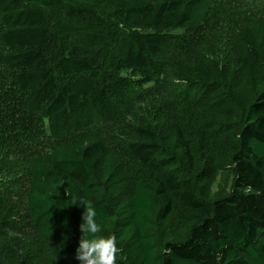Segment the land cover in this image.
<instances>
[{"label":"trees","instance_id":"obj_1","mask_svg":"<svg viewBox=\"0 0 264 264\" xmlns=\"http://www.w3.org/2000/svg\"><path fill=\"white\" fill-rule=\"evenodd\" d=\"M97 1L116 9L124 40L87 1L0 0V173L29 175L31 226L62 248L49 264H80V200L93 202L98 235L116 237L117 264H264V0ZM223 31L219 72L199 59ZM179 57L211 116L198 132L180 124L162 138L168 119H145L126 134L122 161L108 134L72 142L118 122ZM17 148L20 168L8 157ZM230 169L233 189L216 199ZM51 173L69 180L66 192ZM11 192H0V264H43L23 250Z\"/></svg>","mask_w":264,"mask_h":264},{"label":"rangeland","instance_id":"obj_2","mask_svg":"<svg viewBox=\"0 0 264 264\" xmlns=\"http://www.w3.org/2000/svg\"><path fill=\"white\" fill-rule=\"evenodd\" d=\"M83 1L93 4L97 8L99 15L103 17L106 22L114 26L119 35V40H124L128 28L116 15L115 8L97 0ZM208 40L210 41L206 42L201 49L199 60L203 62L204 66L211 65L217 71L224 62L228 61L225 57L230 51L228 47L230 46L229 40L231 39L228 33L223 31L212 34ZM211 52L215 55H211ZM211 58H213L212 62L209 63L207 59L211 60ZM191 65L190 60L179 57L168 69L160 85H154L145 88V90H140L138 100L129 108L123 109L122 116L118 122L105 125V127L94 126L88 131L77 132L76 135L73 136L72 142L78 144L97 136L102 137L108 134L110 136L109 142L114 149L115 159L122 161L125 159L123 142L127 138L126 134L131 131L132 126L139 124L145 119H151L161 124H166L168 119L169 122L165 126V128H167L166 133H163L162 138H166L169 134L168 132H173L174 128L180 124H184L187 131L193 130L198 132L195 126L196 123L198 121L206 122L211 116L207 113V107L205 106L206 102L199 96L201 91L195 90V85L192 84L191 80L185 75L188 66ZM47 143L49 144L46 140V144ZM57 143L59 148L62 146L64 147V143L66 142ZM163 145H165L164 141ZM13 156H15L16 162H19L14 168L22 167V164H20V162H22V156L19 148L9 151L8 157ZM124 162L130 163L131 167L134 165V163L128 160ZM51 179L53 187L59 194L66 192L70 186L69 180L63 175L51 173ZM234 181L235 174L232 169L220 173L213 186V193L216 199L228 195L233 189ZM8 185L12 192L7 198V202L9 203L12 201L13 206H17L16 209L20 211L13 217L19 220L15 221L16 224L21 222L16 228L21 230L19 236L22 242L26 244L23 250L27 253H35V255L42 258L43 264H49L51 259L57 258L62 254V248L40 239L37 232L34 231L31 226L30 212L25 199L26 194L29 193L30 190L29 175L27 173H15L12 176H5L4 173H0V192L2 193L3 190H6V186Z\"/></svg>","mask_w":264,"mask_h":264},{"label":"clouds","instance_id":"obj_3","mask_svg":"<svg viewBox=\"0 0 264 264\" xmlns=\"http://www.w3.org/2000/svg\"><path fill=\"white\" fill-rule=\"evenodd\" d=\"M82 204L84 211L79 225L82 233L75 258L80 264H117V256L121 249L117 246L116 237L107 238L98 235L102 231L97 222V211L91 200H80L73 203Z\"/></svg>","mask_w":264,"mask_h":264}]
</instances>
